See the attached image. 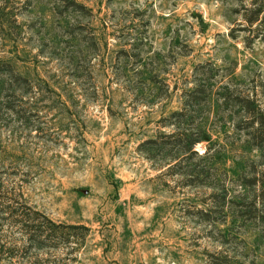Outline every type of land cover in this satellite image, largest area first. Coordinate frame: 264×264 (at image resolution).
<instances>
[{
    "label": "rangeland",
    "instance_id": "1",
    "mask_svg": "<svg viewBox=\"0 0 264 264\" xmlns=\"http://www.w3.org/2000/svg\"><path fill=\"white\" fill-rule=\"evenodd\" d=\"M254 2L262 35L264 0H0V200L88 225L70 264H264V145L236 124L237 95L264 104ZM183 105L203 182L139 148ZM5 215L0 264H25Z\"/></svg>",
    "mask_w": 264,
    "mask_h": 264
},
{
    "label": "trees",
    "instance_id": "2",
    "mask_svg": "<svg viewBox=\"0 0 264 264\" xmlns=\"http://www.w3.org/2000/svg\"><path fill=\"white\" fill-rule=\"evenodd\" d=\"M261 3H253L246 7L244 19L252 28L253 37L261 36L264 39V33H258V27L262 23L263 16ZM255 24V25H254ZM253 26V27H251ZM264 84V82H263ZM264 89V85L262 87ZM254 92V91H253ZM263 94L264 91L262 90ZM256 94V93H255ZM238 107L243 112L242 119L236 121L237 126L243 128L247 134L251 145L262 147L264 145V104H261L259 98L251 94L237 95ZM258 100V101H257ZM188 114L186 105L179 109L172 110L169 116L161 117L162 124H170L174 128L169 132H158L154 137L143 139L139 143V148L149 146L147 151H157L161 154L162 163L159 169L162 171L180 172L177 169L180 164L184 168L192 166L191 174L198 182L204 181V170L191 162L193 155L203 158L204 154L199 153L194 148L195 143L209 138L205 130L200 127L194 134L185 126V118ZM167 120V121H166ZM206 149L204 152H207ZM257 176V175H256ZM251 177L250 184L260 186V192H264V181L259 176ZM13 192L5 191V196ZM17 205L12 206L8 198L0 200L1 209L6 212L5 219L9 224L13 222L17 226L18 236L12 239L14 247H22L24 251L33 249L35 253L31 256H18V260H28L25 264H70L76 259L79 246L84 242L85 236L89 233L90 227L84 223L56 221L49 217L43 211L28 204L22 197V193L17 194ZM201 212H206L199 209ZM44 250V252L42 251ZM55 250V251H54ZM61 250L60 253L56 251ZM14 255L10 253V256ZM28 258V259H27ZM225 258V259H224ZM209 264H254L253 261H236L232 257H220L211 254Z\"/></svg>",
    "mask_w": 264,
    "mask_h": 264
}]
</instances>
